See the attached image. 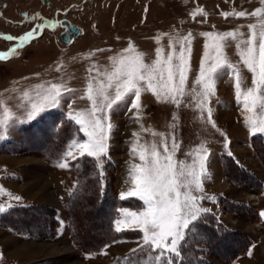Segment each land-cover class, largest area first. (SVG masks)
I'll return each mask as SVG.
<instances>
[{
    "label": "rangeland",
    "instance_id": "374dc122",
    "mask_svg": "<svg viewBox=\"0 0 264 264\" xmlns=\"http://www.w3.org/2000/svg\"><path fill=\"white\" fill-rule=\"evenodd\" d=\"M49 1L0 0V52L18 43L3 37L17 38L37 25H45L37 30L34 40L26 42L7 61H0V100L14 113L6 135L0 138V187L22 198L17 203L0 196V204L13 205L0 213V264H128L125 257L138 247L142 233L138 229L116 233L112 221L120 207L142 210V202L135 197L119 199L122 191L132 187L126 182L129 164L140 163L138 156L130 155L132 133L140 134L141 144L156 142L159 146L160 141L159 136L141 131L140 124L166 136L174 135L180 142L175 157L178 161L190 162L191 157L185 154L202 142L210 152L204 194L214 197L215 202H200L211 211L192 231L188 262L264 264V219L259 216L264 211V134L253 135L245 126L233 80L227 75L217 78L209 105L213 120L229 141L227 148L224 136L199 119L191 97H185L176 108L158 103L150 92H144L140 124L127 111L128 104L110 113L113 130L102 190L91 158L70 161L66 169L57 166L72 139H86L68 115L72 109L90 107L89 101L80 99L90 75L110 70L112 58L120 55L143 53V62L150 64L158 47L165 56L172 51L170 37L191 33L187 88L192 89L207 39L201 34L239 28L246 38L247 25L256 23V18H225L221 14L251 13L261 7L260 0ZM197 9H203L206 17L197 15L193 19L191 13ZM23 12L34 22L29 24ZM63 18L84 31L70 45L62 42L56 25L50 26L51 21ZM130 44L135 51L125 52ZM175 47L178 51L179 45ZM224 51L230 62L239 64L235 42L228 41ZM239 67L242 88L251 87V74L242 64ZM48 82L65 83L74 91L65 94L59 107L21 123L26 115L24 92L35 97L36 86L47 87ZM174 114L178 117L175 121ZM173 123L174 128L170 127ZM218 227L223 228L224 239ZM250 248L251 257L247 255ZM139 263L143 264L138 254L135 264Z\"/></svg>",
    "mask_w": 264,
    "mask_h": 264
},
{
    "label": "snow or ice",
    "instance_id": "6c2138e0",
    "mask_svg": "<svg viewBox=\"0 0 264 264\" xmlns=\"http://www.w3.org/2000/svg\"><path fill=\"white\" fill-rule=\"evenodd\" d=\"M260 4L261 7L251 13L232 11L221 14L225 18H256V23L247 25L246 38L239 28L224 33L201 34L207 39L199 73L194 81L196 87L192 89L187 88L191 33L182 37H170L169 47L172 51L165 56L164 50L158 47L156 58L150 64L143 62V53L120 55L112 58L110 70H97L96 76L90 75L85 92L80 97L89 101L90 107L80 111L72 109L68 115V119L79 126L78 131L83 133L86 139H72L57 166L66 169L70 166V161L83 157L91 158L95 162L98 183L102 190L104 165L113 130L110 113L121 104H128L127 111L131 112L132 118L140 124L141 95L144 92H150L158 103L171 104L176 108L181 106L185 97H191L192 107L199 113V119L220 132L209 105L210 97L215 95L217 78L222 75H227L233 80L236 103L241 105L245 126L253 135L264 134V0H260ZM197 15L206 17L207 14L203 9L191 13L193 19ZM44 27L43 24L37 25L18 38L10 35L3 37L9 41L18 40V43L8 51L0 52V61L10 59L26 42L36 38L38 29ZM228 41L235 42L239 64L251 74V87L242 88L243 77L239 64L230 62L225 54ZM175 45H179L178 51ZM134 51L131 44L125 50ZM93 68L88 70L89 73ZM57 71H60V67H57ZM73 91L65 83L48 82L47 87L36 86L35 97L29 92H24V97L27 98V104L24 105L26 115L21 123L37 119L46 109L59 107L65 94ZM68 107L71 109V104ZM0 109V138H4L14 113L2 100ZM177 119L174 114L173 121ZM170 127H176L175 123ZM140 129L151 132L154 137L159 136V146L156 142L141 144L140 134L132 133L134 139L130 145V155L138 156L140 163L129 164L126 182H130L132 187L128 191H122L119 199L124 201L135 197L142 202V210L134 211L127 207L116 209L118 215L112 221L113 229L116 233L137 229L142 233L138 247L131 249L125 257L128 264H135L138 254L143 264H180L188 233L193 231L202 216L211 211L202 207L200 202L205 199L215 202L214 197L204 194V181L209 178L210 152L202 142L185 154L191 157L190 162L178 161L175 157L180 149V142L174 135L166 136L165 133L146 129L143 124H140ZM220 134L224 136L227 148L229 141L224 133ZM160 148L163 149L162 152ZM228 155L232 153L229 151ZM0 196H6L17 203L22 199L7 192L3 187H0ZM12 206L11 203L0 204V213L8 211ZM259 216L264 219V211H261ZM220 238L224 239L223 236ZM247 255L252 256V248L248 250Z\"/></svg>",
    "mask_w": 264,
    "mask_h": 264
},
{
    "label": "flooded vegetation",
    "instance_id": "af4514ba",
    "mask_svg": "<svg viewBox=\"0 0 264 264\" xmlns=\"http://www.w3.org/2000/svg\"><path fill=\"white\" fill-rule=\"evenodd\" d=\"M25 14H26V15H25ZM22 15H23V18H24L25 20H27L29 24H31V23L34 22V21L32 20V18H30V17L28 16V13L23 12ZM64 20H67V22H63ZM73 24H75V23H71L70 20H68V19H66V18H63V19H58V21H56L55 23H54V21H51L50 26L53 27V26L56 25V26L60 29V31H61L60 38L65 39V38H71V37H72L71 26H72ZM66 29H67V32H66ZM30 31H31V30H30ZM17 38H18V37H17ZM14 46H15V45L11 46V48L14 47ZM5 61H7V60H5Z\"/></svg>",
    "mask_w": 264,
    "mask_h": 264
},
{
    "label": "trees",
    "instance_id": "16d2710c",
    "mask_svg": "<svg viewBox=\"0 0 264 264\" xmlns=\"http://www.w3.org/2000/svg\"><path fill=\"white\" fill-rule=\"evenodd\" d=\"M101 195L104 197V195L102 193H101ZM205 225H207V228L211 227L210 225H208V222L205 223ZM212 232H214V229ZM218 233L220 234V236H224V234H223L224 230L222 227H218ZM192 234H193V232L188 233V236L186 238V243L184 244V246L182 248L183 259L180 261V264H195L194 261L188 262V259H190L189 254L192 252L191 250H192V246H193V242L191 241ZM100 245L101 244H99V246Z\"/></svg>",
    "mask_w": 264,
    "mask_h": 264
},
{
    "label": "water",
    "instance_id": "95a60500",
    "mask_svg": "<svg viewBox=\"0 0 264 264\" xmlns=\"http://www.w3.org/2000/svg\"><path fill=\"white\" fill-rule=\"evenodd\" d=\"M46 4H50L49 0H43ZM63 22H67V20H64ZM71 31H72V37H71V42H69V38H61L62 42L66 45H70L74 42L75 39H78L81 35L84 34V31L82 28H80L78 25L73 24L71 26Z\"/></svg>",
    "mask_w": 264,
    "mask_h": 264
}]
</instances>
